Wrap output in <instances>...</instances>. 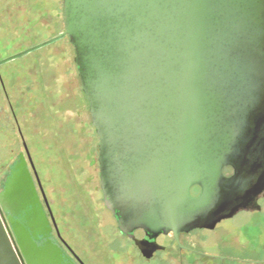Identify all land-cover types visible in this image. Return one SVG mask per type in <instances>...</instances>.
Wrapping results in <instances>:
<instances>
[{
    "label": "water",
    "instance_id": "95a60500",
    "mask_svg": "<svg viewBox=\"0 0 264 264\" xmlns=\"http://www.w3.org/2000/svg\"><path fill=\"white\" fill-rule=\"evenodd\" d=\"M63 4L60 37L75 50L99 137L102 191L121 230L141 229L150 239L172 233L181 246L183 233L259 210L264 0ZM24 163L0 193V264H84L49 241L37 243L45 214ZM28 208L30 230L12 220L9 229L2 210L15 217Z\"/></svg>",
    "mask_w": 264,
    "mask_h": 264
},
{
    "label": "rangeland",
    "instance_id": "374dc122",
    "mask_svg": "<svg viewBox=\"0 0 264 264\" xmlns=\"http://www.w3.org/2000/svg\"><path fill=\"white\" fill-rule=\"evenodd\" d=\"M63 3L0 0V60L29 50L4 62L1 69L10 94L12 89L32 85L23 109L15 99L13 107L44 186L50 194L51 189L54 199L61 200L58 219L64 237L74 248L80 241H93L90 246L95 257L88 250L85 256L95 264H126L122 250L110 243L113 229L107 225L108 213L102 207L99 137L81 86L75 50L68 36L60 37L65 30ZM16 131L13 122H0V150L8 143L18 147ZM261 205L264 209V200ZM227 227L232 229L225 232ZM189 235V239L182 236L178 245L186 259L195 256L186 252L188 241L204 254L237 258L225 264H264V211L242 213L223 220L216 231L196 229ZM108 245L111 250L106 249Z\"/></svg>",
    "mask_w": 264,
    "mask_h": 264
},
{
    "label": "flooded vegetation",
    "instance_id": "af4514ba",
    "mask_svg": "<svg viewBox=\"0 0 264 264\" xmlns=\"http://www.w3.org/2000/svg\"><path fill=\"white\" fill-rule=\"evenodd\" d=\"M69 38V37H68ZM71 44V41L69 39ZM72 45V44H71ZM73 46V45H72ZM2 60V59H1ZM0 64V122H13L14 126L16 127V132L20 136V141L18 142V147L11 146L12 144L8 143L7 146L2 145V149L0 150V193H2L6 187L7 181L13 177V173H16L18 170L21 169V166L18 168L20 163L23 161L25 162V167L29 171L31 178L35 184V188L37 191V195L39 197L40 205L37 206V211L41 215V213L45 214V220H41L43 224L42 228L45 231V238L39 239L37 241L38 244L42 242H51V244L58 246L64 254L73 257L76 255L84 264H86L83 260V256L87 254V250L90 247V244L93 241H80L77 244V248H74L71 245V242L68 241L62 232L61 223L59 222L58 216L61 214L59 213L58 205L62 204L60 198L54 199L52 196V191L49 189L51 194L47 191L46 186H44L42 176L38 169V162L36 163L35 159L33 158V154L31 149L27 143L24 130L22 129V122L19 120L17 113L14 110L13 100H18L19 108L22 110V106H24V97L25 94L31 92L32 85L27 84L23 86V88L19 89H12V94H10L8 87H7V79H5L1 65ZM31 71V70H30ZM80 78V77H79ZM18 94V95H16ZM41 97H39L40 99ZM38 103V101H37ZM17 104V105H18ZM27 112V111H26ZM24 167H22L23 169ZM224 174L229 176L233 173V169L231 167H225L223 170ZM51 176V175H50ZM47 183L48 180L45 179ZM101 184V183H100ZM43 191H42V189ZM198 189V193L200 189L198 187H194L192 189V194H195L194 189ZM102 189V187H101ZM55 190H58L55 186ZM54 192V191H53ZM103 192V191H102ZM264 200V196L258 200L259 205L261 208L257 209H245L238 212L232 218L238 216L239 214L246 213V214H254L257 212H263L264 209L262 208L261 201ZM103 201L102 204L103 209H105L108 214L105 218L108 219L107 225L111 226L113 229L112 231V240L111 244L115 247L121 248L122 256L125 259V262L129 264H214L213 262L218 261L219 264H225L226 261H234L237 259L235 256L227 255L224 259H221L217 256L204 254L203 252L199 251L195 246L191 243L186 241V252H190L195 256L189 257L186 259L184 257V252L179 250V246L175 241L173 234H161L157 236L155 239H150L147 234L141 230H135L132 234L126 233L121 230L117 218L114 216L113 212L107 207L105 202V197L103 194ZM3 217L7 222L9 229H12L11 220L14 221L16 224L21 223L26 229L30 230V223L32 222V218L30 214L32 211L25 210L21 211L19 215L13 217L11 214L6 211L5 209L2 210ZM30 218V219H29ZM230 218V219H232ZM226 220V219H225ZM64 226L67 225V217L64 218ZM223 223V220L219 222L214 229H201V230H209V231H216L218 226ZM63 226V224H62ZM232 228L227 227L225 232L230 231ZM190 233H183L180 236L184 238H190ZM140 241V242H137ZM77 243V242H76ZM120 245V247H119ZM81 252V253H80ZM91 253V252H89ZM91 255H94L93 252ZM204 259V260H203ZM206 259V261H205ZM248 262V261H247ZM250 262V261H249Z\"/></svg>",
    "mask_w": 264,
    "mask_h": 264
},
{
    "label": "crops",
    "instance_id": "0c3cea01",
    "mask_svg": "<svg viewBox=\"0 0 264 264\" xmlns=\"http://www.w3.org/2000/svg\"><path fill=\"white\" fill-rule=\"evenodd\" d=\"M111 247H112V246H111ZM111 247H110V245H108V246H106V249H110V250H111V249H112ZM88 249H89L90 251L88 250L87 252H88V253H89V252L92 253V251H91V250H92V246H90ZM117 249H119V248L117 247ZM120 249H121V248H120ZM80 253H81V252H80ZM91 253H90V254H91ZM82 256H83V260H84V262H85L86 264H95V263L93 262L94 260L90 261V260L87 258V256H85V255H82ZM92 259H93V258H92ZM203 260H204V259H203ZM205 261H206V259H205ZM126 264H128V263H126Z\"/></svg>",
    "mask_w": 264,
    "mask_h": 264
},
{
    "label": "bare ground",
    "instance_id": "6f19581e",
    "mask_svg": "<svg viewBox=\"0 0 264 264\" xmlns=\"http://www.w3.org/2000/svg\"><path fill=\"white\" fill-rule=\"evenodd\" d=\"M20 166H23V162H22V163H20V165L18 166V168H19Z\"/></svg>",
    "mask_w": 264,
    "mask_h": 264
},
{
    "label": "trees",
    "instance_id": "16d2710c",
    "mask_svg": "<svg viewBox=\"0 0 264 264\" xmlns=\"http://www.w3.org/2000/svg\"><path fill=\"white\" fill-rule=\"evenodd\" d=\"M64 5V4H63ZM85 97H86V95H85ZM86 99H87V97H86ZM87 102H88V100H87Z\"/></svg>",
    "mask_w": 264,
    "mask_h": 264
}]
</instances>
